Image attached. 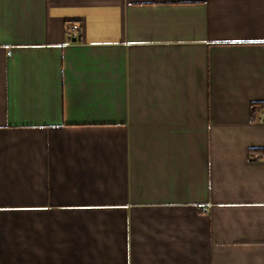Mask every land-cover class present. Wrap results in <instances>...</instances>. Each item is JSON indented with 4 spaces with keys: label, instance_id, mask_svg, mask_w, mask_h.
<instances>
[{
    "label": "crops",
    "instance_id": "crops-1",
    "mask_svg": "<svg viewBox=\"0 0 264 264\" xmlns=\"http://www.w3.org/2000/svg\"><path fill=\"white\" fill-rule=\"evenodd\" d=\"M253 101L264 0H0V264H264Z\"/></svg>",
    "mask_w": 264,
    "mask_h": 264
},
{
    "label": "trees",
    "instance_id": "trees-1",
    "mask_svg": "<svg viewBox=\"0 0 264 264\" xmlns=\"http://www.w3.org/2000/svg\"><path fill=\"white\" fill-rule=\"evenodd\" d=\"M264 109V101H253L250 104V117L256 119L257 111Z\"/></svg>",
    "mask_w": 264,
    "mask_h": 264
},
{
    "label": "built area",
    "instance_id": "built-area-1",
    "mask_svg": "<svg viewBox=\"0 0 264 264\" xmlns=\"http://www.w3.org/2000/svg\"><path fill=\"white\" fill-rule=\"evenodd\" d=\"M66 25L68 26V29L71 32V35L75 38L78 37L79 24L74 20H70L66 23Z\"/></svg>",
    "mask_w": 264,
    "mask_h": 264
}]
</instances>
